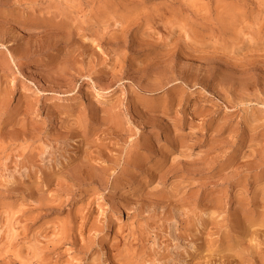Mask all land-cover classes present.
I'll return each instance as SVG.
<instances>
[{
	"label": "rangeland",
	"instance_id": "obj_1",
	"mask_svg": "<svg viewBox=\"0 0 264 264\" xmlns=\"http://www.w3.org/2000/svg\"><path fill=\"white\" fill-rule=\"evenodd\" d=\"M0 264H264V0H0Z\"/></svg>",
	"mask_w": 264,
	"mask_h": 264
}]
</instances>
